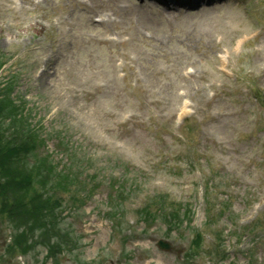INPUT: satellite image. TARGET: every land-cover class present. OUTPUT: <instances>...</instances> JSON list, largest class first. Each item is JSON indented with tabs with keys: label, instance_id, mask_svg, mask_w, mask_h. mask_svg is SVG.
Segmentation results:
<instances>
[{
	"label": "rangeland",
	"instance_id": "1",
	"mask_svg": "<svg viewBox=\"0 0 264 264\" xmlns=\"http://www.w3.org/2000/svg\"><path fill=\"white\" fill-rule=\"evenodd\" d=\"M212 3L0 0L2 107L72 186L46 264H264V0Z\"/></svg>",
	"mask_w": 264,
	"mask_h": 264
},
{
	"label": "trees",
	"instance_id": "2",
	"mask_svg": "<svg viewBox=\"0 0 264 264\" xmlns=\"http://www.w3.org/2000/svg\"><path fill=\"white\" fill-rule=\"evenodd\" d=\"M3 97L1 94L0 199L4 213H7L12 222L31 221V229L37 227L44 232V236H48L54 231L50 226L52 223L49 224V216L54 217L51 202L58 191L71 190V182L64 178H52V169L39 165L38 157L35 161L34 157H30L31 152L35 153L36 147L30 144V138H27L30 143L22 141L25 136L18 130L20 109L13 104L3 109ZM57 202L58 198L55 199V203ZM21 250L26 252L25 248Z\"/></svg>",
	"mask_w": 264,
	"mask_h": 264
},
{
	"label": "water",
	"instance_id": "3",
	"mask_svg": "<svg viewBox=\"0 0 264 264\" xmlns=\"http://www.w3.org/2000/svg\"><path fill=\"white\" fill-rule=\"evenodd\" d=\"M159 246H160L161 248H165V249H168V248H169L168 244L163 243V242H159Z\"/></svg>",
	"mask_w": 264,
	"mask_h": 264
},
{
	"label": "bare ground",
	"instance_id": "4",
	"mask_svg": "<svg viewBox=\"0 0 264 264\" xmlns=\"http://www.w3.org/2000/svg\"><path fill=\"white\" fill-rule=\"evenodd\" d=\"M165 5V4H164ZM185 109V108H184Z\"/></svg>",
	"mask_w": 264,
	"mask_h": 264
}]
</instances>
